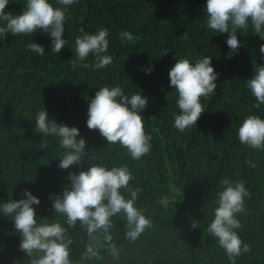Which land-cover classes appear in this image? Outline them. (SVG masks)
<instances>
[{
  "label": "trees",
  "instance_id": "trees-1",
  "mask_svg": "<svg viewBox=\"0 0 264 264\" xmlns=\"http://www.w3.org/2000/svg\"><path fill=\"white\" fill-rule=\"evenodd\" d=\"M50 2L64 8L57 0ZM25 3L10 0L5 11L20 14ZM205 6L206 0H77L65 9L67 44L60 53L51 52V38L43 31L0 37V203L21 199L22 190L28 189L41 201L33 205L37 217L51 219L49 195L62 193L69 172L89 166L84 162L67 170L58 167L64 151L58 138L34 132L36 113L46 109L50 119L79 129L88 148L86 159L108 168L127 166L133 176L129 186L141 189L135 205L153 227L131 242L125 239V221L113 217L110 231L122 252L118 262L106 257L103 264H230L206 230L225 178L242 181L250 192L244 198V213L237 214L242 228L236 231L251 251L237 257L236 264H264V149H251L238 139L245 117L264 118V105L252 107L256 101L245 82L252 78L255 64L264 65L260 53L264 39L252 35L251 29L237 32L241 46L229 58L228 34L207 28ZM81 29L89 34L108 30L106 54L112 57L108 67L83 66L95 63L90 54L72 68L77 59L74 42L83 34ZM122 31L135 39L122 44ZM185 31L187 39L182 38ZM32 42L42 45L45 54L31 52L27 45ZM205 56L211 57L218 74L215 95L201 98L205 111L196 127L181 133L174 127L179 109L169 70L175 57L194 63ZM117 85L126 95L140 92L148 98L140 114L146 134L152 137L151 150L138 161L118 143L108 145L98 130H89L86 124L90 98L101 87ZM42 139L47 141L46 149L39 148ZM164 196L178 201L165 210L159 203ZM57 218L63 222L62 217L52 219ZM193 219L200 227L191 228ZM70 235L72 256L77 259L86 232L77 226ZM20 240L14 222L0 214V264H26Z\"/></svg>",
  "mask_w": 264,
  "mask_h": 264
},
{
  "label": "clouds",
  "instance_id": "clouds-1",
  "mask_svg": "<svg viewBox=\"0 0 264 264\" xmlns=\"http://www.w3.org/2000/svg\"><path fill=\"white\" fill-rule=\"evenodd\" d=\"M9 2L0 0V37L5 38L8 33L28 36L43 31L51 38V52H61L67 44L63 36L65 9L77 0H57L64 8L54 7L50 0H26L22 12L16 15L5 11ZM204 15L208 29L216 34H228L226 44L230 49L227 53L229 58L241 46L237 32L245 34L251 29L252 35L264 39V0H206ZM81 32L83 34L77 36L74 42L77 59L73 61L72 68L76 69L90 54L95 57V63L83 66L96 69L108 67L112 63V57L106 54L109 48L108 30L98 29L94 34H89L81 29ZM119 38L122 44L135 39L129 31L120 32ZM182 38H188L187 31ZM27 47L37 55L45 54L44 47L38 43H29ZM260 53L264 54V44L260 45ZM175 59L174 66L169 70L170 86L177 94L179 109V114L174 117V127L183 133L188 128L196 127L205 111L201 98L215 95L218 74L212 66L211 57L196 59L194 63L187 58ZM245 82L256 101L252 107L259 109L264 105V65L255 64L252 78ZM147 104L148 98L140 92L129 96L118 85L101 87L90 98L87 127L98 130L108 145L118 143L133 160L138 161L151 150L152 137L146 134L144 118L140 114ZM34 120L35 133L58 138V146L64 150L58 158L60 169L67 170L84 162L89 166L79 172H69L62 193L48 197L54 210L52 218L62 217L63 222L59 218H38L33 205L38 206L41 201L28 189L22 190L21 199L11 198L0 203V214L12 220L16 232L20 234L19 249L26 253V264H103L106 257L118 262L122 249L110 231L115 226L112 218L120 216L125 221V239L131 242L153 227L152 220L135 205L141 189L129 186L132 173L127 166L108 168L90 162L86 159V140L80 136L79 129L50 119L46 109L38 111ZM238 139L251 149H264V118L255 114L245 117L238 127ZM47 147V141L42 139L39 148ZM247 163L255 167L253 162ZM220 184L224 187L217 192L214 219L206 230L217 239L230 264H236L237 257L251 251V246L244 243L236 231L242 228L237 214L244 213V198L250 197V192L242 181L230 182L225 178ZM122 189L130 194V198H126ZM177 201L164 196L159 203L167 210L170 204ZM77 226L85 230L87 239L81 242L83 250L78 258L73 259L74 239L70 230ZM197 227H200L199 221L193 219L191 228Z\"/></svg>",
  "mask_w": 264,
  "mask_h": 264
}]
</instances>
